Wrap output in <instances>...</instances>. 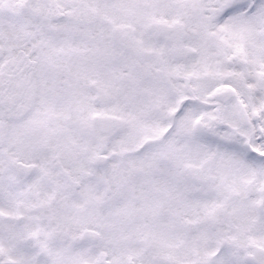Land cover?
Listing matches in <instances>:
<instances>
[{
    "label": "snow or ice",
    "instance_id": "snow-or-ice-1",
    "mask_svg": "<svg viewBox=\"0 0 264 264\" xmlns=\"http://www.w3.org/2000/svg\"><path fill=\"white\" fill-rule=\"evenodd\" d=\"M0 264H264V0H0Z\"/></svg>",
    "mask_w": 264,
    "mask_h": 264
}]
</instances>
